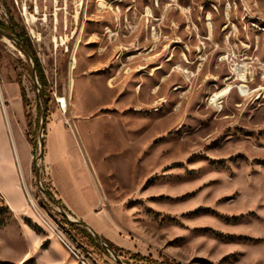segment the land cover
I'll use <instances>...</instances> for the list:
<instances>
[{
    "label": "rangeland",
    "instance_id": "obj_1",
    "mask_svg": "<svg viewBox=\"0 0 264 264\" xmlns=\"http://www.w3.org/2000/svg\"><path fill=\"white\" fill-rule=\"evenodd\" d=\"M100 2L0 0L46 78L37 66L38 88L28 55L0 34V105L22 154L32 146L34 201L1 166L20 200L0 188V264H119L41 192L36 164L65 206L72 183L98 196L127 264H264V0ZM45 104L60 166L38 159Z\"/></svg>",
    "mask_w": 264,
    "mask_h": 264
},
{
    "label": "crops",
    "instance_id": "obj_2",
    "mask_svg": "<svg viewBox=\"0 0 264 264\" xmlns=\"http://www.w3.org/2000/svg\"><path fill=\"white\" fill-rule=\"evenodd\" d=\"M15 137L18 143V147L20 148L19 160L22 162L24 172H27L30 161L33 158V156L31 155L32 146L29 143V141L26 139V137L22 135V137L26 139L29 155L22 154L20 143L16 134ZM44 142H45V149H44L43 165L46 167V163H49L50 167L51 166L55 167L63 164V160H61L59 156L56 159L53 158L52 153H50L51 149H49L48 145L46 148V134H45ZM4 165L8 167L9 174L11 177L17 175L19 179L18 160L15 157L11 135L7 128L5 110L3 112V109L0 105V167ZM66 176L69 177L70 173H66ZM71 176L72 179L70 177L69 178L71 181L74 182L73 180L74 175L71 174ZM71 186L72 187L70 188V191L66 193V199H65L68 207L70 208L68 212L71 213L75 218L88 224L106 240L113 242L115 245L120 244V240L110 238L109 236L104 234L103 227L106 226V220L104 217V212L101 210L98 211L97 209L101 205V200L98 198V196L96 198L91 196L89 190H86V188L80 186L77 183L76 185L72 183ZM8 187L9 185L4 182V177L0 175V188L4 193L5 199L12 207L15 208L19 204L20 199L17 198L16 200L15 198L16 196H14L13 194L12 195L9 194Z\"/></svg>",
    "mask_w": 264,
    "mask_h": 264
},
{
    "label": "water",
    "instance_id": "obj_3",
    "mask_svg": "<svg viewBox=\"0 0 264 264\" xmlns=\"http://www.w3.org/2000/svg\"><path fill=\"white\" fill-rule=\"evenodd\" d=\"M0 34L9 40H12L17 46H19L29 57L31 63H32V69H33V77L35 82L38 85V88H41V85L38 80V74H37V65L34 58V55L31 51V49L25 44L23 40H21L16 34L10 31H5L2 28H0ZM46 115H47V104H45V108L43 110L42 115V121H41V135L39 139L40 144V154L38 159L43 162L44 158V149H45V142H44V130H45V121H46ZM41 167L40 164H36V177L38 181V186L41 190V192L49 198V200L55 204L59 210V212L67 219L68 222L73 223L75 225L82 226L88 230V232L97 239V241L105 248V250L119 263V264H127L121 257L120 254H118L112 246L109 244V242L103 238L101 235H99L92 227H90L85 222L75 218L71 213H69L61 204L57 202V200L52 196L50 192H47V190L43 187L42 181H41Z\"/></svg>",
    "mask_w": 264,
    "mask_h": 264
},
{
    "label": "bare ground",
    "instance_id": "obj_4",
    "mask_svg": "<svg viewBox=\"0 0 264 264\" xmlns=\"http://www.w3.org/2000/svg\"><path fill=\"white\" fill-rule=\"evenodd\" d=\"M101 2L99 3L100 6L104 9L105 8V3L103 2V0H100ZM76 64H77V60L76 58L73 56L72 59H71V65H70V84H71V88H72V84H73V76H72V72L73 70L76 68ZM237 70L241 73V76L244 78L245 77V69L243 68H237ZM231 89L232 87L230 85H228L227 87L223 88L222 90L216 92L213 94L212 96V103L213 102H217L218 100L224 98L225 96H227L230 92H231ZM0 98L2 101H4L5 99V96L3 94V92L0 90ZM5 114H6V117L8 119V112L5 108ZM9 123V122H8ZM8 125V129H9V132H10V135H11V139H12V144H13V149H14V154H15V157L16 159L18 160V169H19V173L21 174L22 176V183L24 185V192H25V195L28 197L30 203L34 206V201L26 187V183H25V180H24V175H23V165H22V162L19 160V149H18V145H17V141H16V138L14 136V133L13 131L11 130V126L10 124H7Z\"/></svg>",
    "mask_w": 264,
    "mask_h": 264
},
{
    "label": "trees",
    "instance_id": "obj_5",
    "mask_svg": "<svg viewBox=\"0 0 264 264\" xmlns=\"http://www.w3.org/2000/svg\"><path fill=\"white\" fill-rule=\"evenodd\" d=\"M0 27L1 28H4V29H6V30H9V31H11V32H13V33H15V34H17L18 36H19V38H21L22 39V36L19 34V33H17L12 27H7L2 21H0ZM28 46H30V44L29 43H26ZM31 48V47H30ZM34 57H35V59H36V61H37V66H38V74H39V77H40V81H41V83H42V85L43 86H45V84H46V78H45V76H44V74H43V72H42V70H41V67H40V64H39V61L37 60V57H36V54L34 53ZM22 97H23V99H25V94L24 93H22ZM51 193V192H50ZM59 204H61L67 211H68V209L66 208V206L63 204V203H61V201H57ZM67 220V219H66ZM68 222V221H67ZM70 225H72V226H77L80 230H82V231H84V233L87 235V237H89L90 238V240L94 243V244H96L97 246H100L101 247V244L97 241V239L95 238V237H93L89 232H88V230L86 229V228H84V227H82V226H79V225H75V224H73V223H70V222H68ZM108 242H109V244L112 246V248L116 251V252H118V250L120 249V248H118L113 242H111V241H109V240H107ZM105 252H106V250H104ZM107 253V252H106Z\"/></svg>",
    "mask_w": 264,
    "mask_h": 264
},
{
    "label": "flooded vegetation",
    "instance_id": "obj_6",
    "mask_svg": "<svg viewBox=\"0 0 264 264\" xmlns=\"http://www.w3.org/2000/svg\"><path fill=\"white\" fill-rule=\"evenodd\" d=\"M1 21V20H0ZM1 28V27H0ZM3 30H5L4 28H2ZM5 31H7V30H5ZM11 32V31H10ZM15 34V33H14ZM17 35V34H16ZM18 36V35H17ZM19 37V36H18ZM21 39V38H20ZM22 40V39H21Z\"/></svg>",
    "mask_w": 264,
    "mask_h": 264
}]
</instances>
